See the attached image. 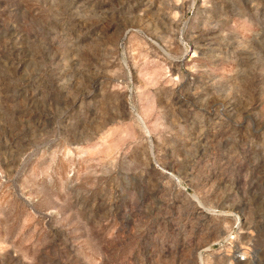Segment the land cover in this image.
<instances>
[{
  "label": "rangeland",
  "instance_id": "374dc122",
  "mask_svg": "<svg viewBox=\"0 0 264 264\" xmlns=\"http://www.w3.org/2000/svg\"><path fill=\"white\" fill-rule=\"evenodd\" d=\"M0 264H264V0H0Z\"/></svg>",
  "mask_w": 264,
  "mask_h": 264
},
{
  "label": "bare ground",
  "instance_id": "6f19581e",
  "mask_svg": "<svg viewBox=\"0 0 264 264\" xmlns=\"http://www.w3.org/2000/svg\"><path fill=\"white\" fill-rule=\"evenodd\" d=\"M138 117H139L140 122H141L142 125L144 126L146 132H148L147 127L145 126V123H144L143 119H142L140 116H138Z\"/></svg>",
  "mask_w": 264,
  "mask_h": 264
}]
</instances>
